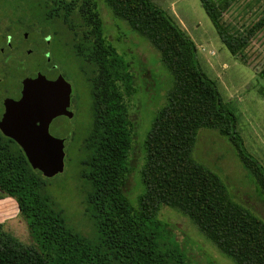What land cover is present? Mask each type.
Segmentation results:
<instances>
[{
    "label": "trees",
    "instance_id": "16d2710c",
    "mask_svg": "<svg viewBox=\"0 0 264 264\" xmlns=\"http://www.w3.org/2000/svg\"><path fill=\"white\" fill-rule=\"evenodd\" d=\"M236 1L199 0L235 57L264 27L263 12L244 31L230 30L221 17ZM105 2L113 16L159 51L173 77L167 102L144 141L143 191L136 205L122 191L131 170L132 123L126 98L135 91L134 79L130 64L105 36L96 0H37L43 19L58 22L68 33L88 83L91 121L81 140L79 176L86 183L96 238L90 240L67 225L46 189L48 177L0 131V199L15 201L30 237L27 243L18 240L0 221V264H197L157 217L160 205L187 215L234 264H264V219L233 196L218 173L192 156L198 131H217L230 140L264 198V168L247 151L235 115L202 70L195 43L151 0ZM257 74L264 80V66Z\"/></svg>",
    "mask_w": 264,
    "mask_h": 264
},
{
    "label": "rangeland",
    "instance_id": "374dc122",
    "mask_svg": "<svg viewBox=\"0 0 264 264\" xmlns=\"http://www.w3.org/2000/svg\"><path fill=\"white\" fill-rule=\"evenodd\" d=\"M166 10L196 46L202 70L216 84L222 102L236 117V129L247 151L264 168V80L257 72L264 66V27L235 57L220 41L199 0H151ZM106 38L130 64L135 91L126 98L132 123L129 152L130 172L122 187L130 202L137 204L143 191L140 170L144 163V141L157 111L167 102L173 84L159 51L127 23L113 16L105 0H96ZM264 12V0H238L222 14V22L233 31H244ZM23 48V49H22ZM31 53L25 54V50ZM52 63V67H48ZM80 62L73 56L68 33L58 22H46L37 0H0V97H15L18 81L38 70L47 77L61 74L71 85L72 116H58L50 133L63 139V169L48 176L46 189L62 210L66 223L90 240L96 238L87 208L86 183L80 178L81 140L91 121L88 83ZM1 109V107H0ZM192 156L213 169L233 196L264 219V198L244 170L230 140L217 131L201 128ZM157 217L167 224L187 256L197 264H234L182 212L160 205ZM4 229L22 242H29L27 226L13 199L0 200Z\"/></svg>",
    "mask_w": 264,
    "mask_h": 264
},
{
    "label": "water",
    "instance_id": "95a60500",
    "mask_svg": "<svg viewBox=\"0 0 264 264\" xmlns=\"http://www.w3.org/2000/svg\"><path fill=\"white\" fill-rule=\"evenodd\" d=\"M71 85L60 74L55 79L36 72L21 80L18 99L2 100L0 131L23 150L30 165L45 177L63 169V139L49 132L51 120L59 115L70 117Z\"/></svg>",
    "mask_w": 264,
    "mask_h": 264
},
{
    "label": "flooded vegetation",
    "instance_id": "af4514ba",
    "mask_svg": "<svg viewBox=\"0 0 264 264\" xmlns=\"http://www.w3.org/2000/svg\"><path fill=\"white\" fill-rule=\"evenodd\" d=\"M23 49V48H22ZM24 50H25V48H24ZM28 53H31L30 51H28L27 50V52H26V50H25V54H28ZM48 67H52V63H50V65L48 66ZM52 69H53V67H52ZM39 71V70H38ZM37 72V71H36ZM35 72V73H36ZM39 72H41V73H43L42 71H39ZM44 74V73H43ZM59 73H55V76L54 77H47L46 76V74H44L47 78H49V79H55L56 77H57V75H58ZM35 75V74H34ZM61 75V74H60ZM33 76V75H32ZM25 76H23L22 78H24ZM22 78H20V80L18 81V84H19V89H18V93L16 94V96L15 97H12V96H9V95H4L1 99H0V107H1V109H0V117H1V115H2V113H3V110H4V108H3V105H2V100L4 99V98H6V97H10V98H13V99H18L19 97H20V91H21V80H22ZM1 80V79H0ZM0 91H1V89H0ZM0 95H1V93H0ZM70 97H71V94H70ZM68 110L69 111H71V108H70V104H69V107H68ZM72 112V111H71ZM59 116H67V115H59ZM72 116V115H71ZM70 116V117H71ZM58 116H56V117H54L52 120H54L55 118H57ZM68 117V116H67ZM51 120V121H52ZM51 123V122H50ZM50 132V131H49Z\"/></svg>",
    "mask_w": 264,
    "mask_h": 264
},
{
    "label": "crops",
    "instance_id": "0c3cea01",
    "mask_svg": "<svg viewBox=\"0 0 264 264\" xmlns=\"http://www.w3.org/2000/svg\"><path fill=\"white\" fill-rule=\"evenodd\" d=\"M2 199H12V198H10V197H5V198H2ZM1 200V199H0Z\"/></svg>",
    "mask_w": 264,
    "mask_h": 264
}]
</instances>
